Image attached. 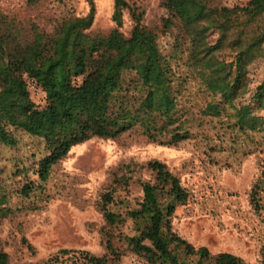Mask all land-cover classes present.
<instances>
[{"label": "trees", "instance_id": "trees-1", "mask_svg": "<svg viewBox=\"0 0 264 264\" xmlns=\"http://www.w3.org/2000/svg\"><path fill=\"white\" fill-rule=\"evenodd\" d=\"M39 1L24 4L32 7ZM213 1L162 0L168 14L164 24L174 20L181 32L170 53L162 51L156 33L134 13L128 36L116 27L89 32L91 2L85 16L62 17L47 29L30 18L0 12V143L15 144L13 127L42 138L46 152L34 170L42 182L71 145L92 137L137 130L150 141L176 145L192 136L186 104L193 86L204 96L199 115L223 117L228 128L242 133L264 132V78L248 98L235 103L249 91L247 65L264 59V0L231 8ZM125 5L114 0L111 19L116 25ZM210 30L217 33L213 42L206 39ZM177 52L184 54L181 71ZM226 54L232 57L230 66L219 58ZM27 77L44 91L41 103L31 98ZM146 167L154 173L153 182L143 184L138 207L126 212L137 226L127 245L144 264H253L227 252L211 254L203 245L194 248L172 231L170 216L187 200V190L163 162L153 159ZM32 188L25 182L19 191L26 195ZM258 191L256 182L249 195L260 211ZM110 199L103 194L102 207ZM103 218L122 222L117 212L104 208ZM105 246L108 257L61 248L42 264H116L109 240ZM0 264H11L1 250Z\"/></svg>", "mask_w": 264, "mask_h": 264}, {"label": "rangeland", "instance_id": "rangeland-1", "mask_svg": "<svg viewBox=\"0 0 264 264\" xmlns=\"http://www.w3.org/2000/svg\"><path fill=\"white\" fill-rule=\"evenodd\" d=\"M118 25L111 19L114 0H40L26 6L24 0H0V12L16 13L35 20L44 29L58 19L83 17L92 3L91 33H104L116 27L124 36L133 25L131 13L156 33L158 45L172 52L180 29L168 19L162 0H124ZM248 0H214L219 7L241 6ZM264 19V13L262 15ZM216 31L206 39L213 42ZM264 49V43H263ZM178 71L184 54L176 53ZM227 66L229 55H220ZM249 91L235 103L251 95L264 78V59L247 65ZM79 79H76L78 81ZM188 124L192 136L176 145L150 141L140 131H128L114 138L92 137L73 144L49 171L45 181L34 173L37 159L46 151L43 139L21 128H11L17 141L13 146L0 143V250L11 264H42L61 248L85 251L94 256H109L110 241L116 264L143 263L132 253L126 238L136 233V224L126 215L138 207L142 186L153 182L154 173L146 163L157 159L175 174L187 191V200L177 205L170 216L172 231L194 248L205 246L211 254L227 252L245 263L264 264V208L255 210L249 191L259 183V200L264 207V132L235 131L224 118L202 116L197 106L203 93L191 87ZM41 103L42 99L31 96ZM25 182L33 188L23 195ZM110 200L102 207L101 196ZM103 208L118 213L122 222L109 223Z\"/></svg>", "mask_w": 264, "mask_h": 264}, {"label": "built area", "instance_id": "built-area-1", "mask_svg": "<svg viewBox=\"0 0 264 264\" xmlns=\"http://www.w3.org/2000/svg\"><path fill=\"white\" fill-rule=\"evenodd\" d=\"M26 80H27L29 92L31 94L30 96H35V97H39L40 99H42L44 96V91L37 84V82L33 80L32 78H28V77L26 78ZM136 264H143V263H136Z\"/></svg>", "mask_w": 264, "mask_h": 264}]
</instances>
